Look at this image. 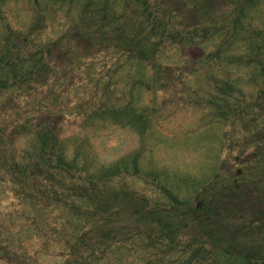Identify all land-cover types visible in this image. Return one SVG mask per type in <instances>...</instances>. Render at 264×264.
<instances>
[{
	"label": "rangeland",
	"instance_id": "rangeland-1",
	"mask_svg": "<svg viewBox=\"0 0 264 264\" xmlns=\"http://www.w3.org/2000/svg\"><path fill=\"white\" fill-rule=\"evenodd\" d=\"M234 1L6 0L1 6L9 28L27 36L24 51L47 45L45 68L25 85H42L40 95L59 113L56 130L66 160L80 155L93 170L136 157L141 173L124 180L134 196L130 201L161 204L148 220L141 214L157 232L136 235L131 225L129 237L113 241L104 264H228L231 246V254L246 256L248 264H264V80L257 76L264 53L240 58L243 43L227 37L225 12ZM248 19L264 30L262 17ZM4 33L0 22V45L17 52L20 38L7 43ZM217 45L232 60L220 70L212 64ZM216 76L226 82L239 78L237 92L221 96V104L214 101L220 93ZM33 93L14 95L27 101ZM128 105L148 119L146 129L100 119L107 107ZM12 112L0 117V125ZM23 144L13 146L25 152V175H6L0 160V264H68L74 257L68 244L85 232L74 215L100 196L79 190L90 182L79 169L34 167L33 144ZM156 180L171 183L185 203L169 208L171 201L148 186ZM79 194L90 199L74 208L68 202ZM202 196L209 223L200 229L184 212ZM112 216L116 223L129 220L119 210ZM99 233H88L81 247L102 245ZM171 236L176 245L168 249Z\"/></svg>",
	"mask_w": 264,
	"mask_h": 264
},
{
	"label": "trees",
	"instance_id": "trees-1",
	"mask_svg": "<svg viewBox=\"0 0 264 264\" xmlns=\"http://www.w3.org/2000/svg\"><path fill=\"white\" fill-rule=\"evenodd\" d=\"M5 1L6 0H0V22H2V25L4 24V36H10V38L6 37L7 43L19 37L21 47L17 52L10 53L9 44L3 47L0 45V94L4 95L0 99V117H3L6 111H13L12 114H8L7 117L4 118V121H1L2 124L0 125V160H4L3 168L6 169V175L15 176L17 173L25 175V170H23L25 166L22 160L25 156V152L20 150L19 146H13L18 140L19 142L24 140V146L30 143L33 144L30 153L36 161L35 164H33L34 167L44 164L55 166L57 169H79V171L87 174L88 178H90V182L86 187L82 186L79 190H81L84 195H86L85 192L90 193L91 197H97L99 195L100 199L89 202L90 204L86 209L74 215L75 218L73 222L76 223L78 227H84L85 232L84 234H77L73 241L68 244V254L74 256L72 258L74 264H104V257L109 253L108 250L113 247V241L117 238L129 237L127 230L131 225H134L133 229L136 231V235H141L143 232L147 231V233H149L147 237L150 238L154 232H157L151 224V227L149 226L150 228L147 226L148 223L146 224V222L141 219V214L144 220H148V216H152V212L159 210L158 207H160L161 204H153L151 208L148 206V201H143L145 202L143 207H141L140 204H133L130 201L134 196L125 186L127 184L124 180L128 176L141 173V169L136 162V157H133L135 161L133 160L131 162L122 159L109 164H100L98 167H94L93 170H87L92 163L85 162L86 160L80 155L74 156V159L70 162L66 160L64 157V149L60 148L59 143L61 140L56 130L60 119L59 113H54V111L51 110L52 107H48L49 103L46 98L40 95L43 91L42 85L37 87L25 85L26 78L39 76L40 70L45 68L41 61L42 58H44L43 51L47 45H40L39 48L33 51L29 48L28 51H24L27 46V36L23 33H15L9 28L2 16L1 6L4 5ZM36 1L39 2V0ZM230 8L231 10L228 11L227 14L225 12L226 24L231 26L230 28L228 27V32L230 33L227 37L234 38L239 43H243V48L245 47L242 55L237 52L232 56L238 57L239 54L240 58L244 56L245 59H248V56L251 54L256 55V53H258L259 55H263L264 30L261 28L255 29L251 25L248 17L252 14H257L260 18L262 17L260 24L264 26V0H235L231 3ZM225 29H227V27L223 26L220 32L223 33ZM205 30V32H208V28ZM231 33L233 34L231 35ZM191 40L193 41V37H191ZM232 45L233 44L230 43L229 46L232 47ZM229 46H227L226 49L231 50ZM20 51L27 53H21ZM214 52L212 64L216 66V70L223 68L227 59L231 63L232 60L228 58L229 55L226 54L223 45H217ZM246 62L249 63V60H246ZM263 66L264 64L262 63L257 64V67ZM259 71L257 75L258 79L264 80V69H260ZM208 74H212V72L208 70ZM13 76L19 78V81H11ZM215 78H217L215 84L220 93L218 97H215L214 101L217 104H221V96H224V94H235L237 92L236 88H239L237 86L239 78L234 77L227 82L223 81L219 76ZM17 91L20 93H30V91H33L34 93L31 95V99L26 101V98L20 96L16 97L14 95V92ZM9 94H11V96L5 102ZM210 99L212 100V98ZM75 111L76 115L81 116L83 120L85 119L79 109H75ZM99 115H101L100 119H102V122L108 121L113 124L120 123L133 128L135 127L138 130L146 129V126L149 125L148 119L141 115L134 105L125 106L122 110H115L112 107H107L102 113H99ZM141 135H144V133ZM11 146H13V148L9 149ZM78 149L79 147L76 146L75 150ZM19 158L20 160L18 161ZM37 182H39V180L34 179L33 184L35 185ZM166 183L165 181L161 182L156 180L152 181L150 185H147L151 187L152 190L160 192L171 201L172 204L169 205V208H172L176 203H185L186 200L183 201L174 196L172 184L169 183V186ZM175 184L180 187L179 183ZM83 194H79L75 198H72L73 200L68 202L69 205L77 208L80 205V199L89 201L90 196L87 198ZM84 197H86V199ZM139 198L141 201L143 196ZM199 199L200 203L196 204L191 210L185 211L184 214L189 220H197L198 228L203 229V227L209 223V216L203 210V196ZM116 210L123 212L129 220H127V222L124 221L121 223L118 221V223H116L118 219L112 216ZM126 212L129 213L126 215ZM146 215L147 218H144ZM151 222L153 221L149 218V223ZM146 227H148L149 231ZM76 230L79 232L78 229ZM171 230L172 229L169 228V231ZM96 232H100L99 237L101 238L102 245L99 246L94 243V245L86 246L83 249L81 247L82 243L87 241L90 237V235L87 234L92 233L93 237L97 236L95 235ZM157 238L162 239L165 238V236L156 237V239ZM174 240L175 237L171 236L168 240L169 243H167L165 247L168 249H170V247L173 248L174 245H176ZM232 249H234L232 246L229 247L228 254L226 255L228 264H248L246 256L231 254L232 252L230 251ZM72 261L68 264H73Z\"/></svg>",
	"mask_w": 264,
	"mask_h": 264
}]
</instances>
